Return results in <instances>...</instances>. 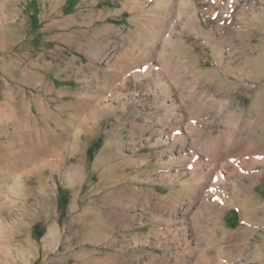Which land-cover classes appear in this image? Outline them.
I'll return each instance as SVG.
<instances>
[{"label": "rangeland", "instance_id": "374dc122", "mask_svg": "<svg viewBox=\"0 0 264 264\" xmlns=\"http://www.w3.org/2000/svg\"><path fill=\"white\" fill-rule=\"evenodd\" d=\"M192 2L163 21L157 0H0V264H197L171 238L187 217L217 236L200 264H264V0ZM250 149L217 224L180 216L217 195L194 160Z\"/></svg>", "mask_w": 264, "mask_h": 264}, {"label": "bare ground", "instance_id": "6f19581e", "mask_svg": "<svg viewBox=\"0 0 264 264\" xmlns=\"http://www.w3.org/2000/svg\"><path fill=\"white\" fill-rule=\"evenodd\" d=\"M179 1H180V3H179V6H178V2ZM189 1H191V2H188V0H157L159 5L167 8V11L164 13L165 16L164 15L163 16L158 15L157 19H163V21L168 20L169 15L172 13L171 11H172V6L173 5H174L175 12L178 10V13L181 14L184 5H188L189 3H193L192 2L193 0H189ZM215 1L222 2L223 3V8L228 10V11L232 10L239 3V0H229V1L215 0ZM197 7L198 6L195 5V8H197ZM163 26H164V22L161 25V27H163ZM231 37L234 38L237 43L241 44V46L243 45L242 42L240 41V39L237 37V35L232 34ZM173 39L174 38H172L168 43H171ZM243 47H244V50L248 51V52L250 51V49H252L251 47H248L246 45L245 46L243 45ZM255 65H256V62L253 61V65L251 67H254ZM160 69H164V66H162ZM179 69L174 68V75H173L174 77H182L183 76V73ZM250 74H251V71H250ZM165 83H167V84L169 83V86H174L175 89L179 90V94L177 95V100L179 101L178 102L179 106H181L182 103H185V101L187 100L188 97H191L189 92L186 91L185 89L184 90L180 89V87L177 84V82L175 80L173 81L171 77L168 78V76H167V78L165 80ZM220 91L221 90L217 88V89H215L214 94L216 96H220L221 95V97H224V96L227 97V94H224L223 92L220 93ZM232 101L233 100L230 99L229 103H232ZM206 104H207V106H206L207 108H209V109L213 108L215 110L213 113H220V112L223 111L222 105L220 104V105L216 106L214 101H209V102L207 101ZM181 108H182V106H181ZM236 115H237V113L232 112V116L235 119L237 117ZM181 116H180V118H181ZM162 130H164V129L161 128V131ZM190 130H191L190 128H188V127L186 128V131L188 132L189 135L191 134ZM199 130L201 131V129H199ZM202 130H204V129H202ZM200 131H198V132H200ZM224 132L235 133L236 130H235V128L232 129L231 126H226ZM200 135H202V133ZM200 135H196V137L194 138L196 142H198V141H200L202 139V136H200ZM239 142H240V137H236L233 141H231L229 143V146L231 147V150H232V147L235 148ZM200 143H202V142H200ZM215 145H217L216 146L217 148L220 146L219 143H217ZM207 146L208 145H206V148H207ZM251 146L253 147V144H251ZM259 147L260 146H258V147L254 146V149L255 148H259ZM240 150H242V149H240ZM262 153H264V152H262ZM245 154H247V156H244ZM248 154H250V155H248ZM193 155H195V154H193ZM257 155H258V153L255 150H253V149L251 150L250 149L249 153L248 152L243 153L242 156L239 157V158H238V156L237 157H233V155H228V157H226V158L223 157L224 161L220 162V163L216 162V161H213L212 159H214V157H210L209 160H207V159H204V158L199 156L193 162V169H194L193 171L194 172L197 171L199 173V176L202 178L204 176V173H203V170H202V167H203L202 164L208 165L207 171L209 173H211L212 176H213V182L211 181V184L209 185L210 186V191L211 192H217V195L215 196V200L213 202H211V204H209L208 202L203 200L202 203L198 207H197V201H198L197 199L198 198L196 196H194L193 200L190 202V204L187 206V208L184 210V212L180 213V216L187 215L189 210L192 207L195 206L197 211H199V212L204 211L203 215L204 214L208 215L207 221L213 222L214 224H217L218 215H219L220 211H222L225 208V207H221L220 206V201H224L225 202V206H226V205H229L230 203H233L234 200L238 199V196L240 195L239 192H234V191L230 192L229 188L230 187L235 188V189H243L244 188L245 184L242 181V177H243L242 175L243 174L241 173L240 169L243 167V169L248 174L250 173L249 175H253L254 174L253 173V169L250 166H248V164H246V163L249 162L250 164H255L258 161V158H259ZM250 188H251L250 190L252 191V186ZM150 196H151V194L145 193V198H148ZM215 206H217L218 211L216 213H214V215L213 214L210 215L212 209H214ZM121 214H124V213H121ZM257 216L259 217V215H257ZM257 216H255V218H254L256 223L257 224L258 223L259 224L260 223L263 224V221H262L263 219L260 218L261 220L260 219L258 220ZM187 222H188V225L191 224L190 229L189 230H186L185 228L180 229L177 233H173L171 238H172V241L175 242V247H177V248L183 247V248H186V249H189V248L190 249H192V248L195 249L194 247H192L191 243L187 240L189 238V236H194L198 240L197 244L201 245V247H199V248L202 249V252H203V255H202L203 257L201 256V259H198L199 261H198L197 264H200L201 260H205V259L208 258V256L212 255L211 251L215 250L216 246H215V242L214 241L217 238V236L216 235H211L212 240H208L207 238H203L202 233L203 232H207V230H206L205 226H201L200 225V223L198 222V217H194V220H191L189 217H187ZM209 232H211V231H209ZM255 247H258V245L257 246L255 245ZM215 252H218V254H217L218 255V257H217L218 259H217V262H216L217 264H228L229 263V260H227V259L223 258L222 256H220V254H219L220 250L218 251L216 249Z\"/></svg>", "mask_w": 264, "mask_h": 264}]
</instances>
